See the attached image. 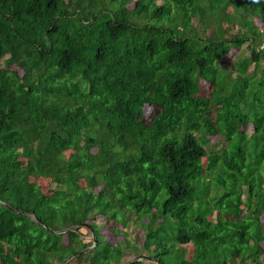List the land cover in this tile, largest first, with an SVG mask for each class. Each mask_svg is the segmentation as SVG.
Segmentation results:
<instances>
[{"label": "trees", "instance_id": "obj_1", "mask_svg": "<svg viewBox=\"0 0 264 264\" xmlns=\"http://www.w3.org/2000/svg\"><path fill=\"white\" fill-rule=\"evenodd\" d=\"M263 28L264 0H0V264H264Z\"/></svg>", "mask_w": 264, "mask_h": 264}, {"label": "rangeland", "instance_id": "obj_2", "mask_svg": "<svg viewBox=\"0 0 264 264\" xmlns=\"http://www.w3.org/2000/svg\"><path fill=\"white\" fill-rule=\"evenodd\" d=\"M255 23L257 24V26L259 27H263V23L261 20H255ZM264 29V28H263ZM237 32V29L234 28V30L231 31L230 34H236ZM229 36V35H228ZM247 52V50H246ZM244 53H245V50L242 49V50H236V49H233L230 54H228V56L226 57V59L224 60L223 64H228V62H230L236 55H239L241 57L244 56ZM8 59V56L0 61V69H3V68H7V64H6V60ZM11 69H17L19 72H20V75H23V71L20 69V68H17L16 66H12L10 67ZM230 69V68H229ZM202 90L207 93L209 90H210V87L208 85V83H205L203 82L202 83ZM160 108L159 107H156V106H146L144 108V116H143V119L144 121H151V119L157 115V113L159 112ZM249 132H252V129L250 128ZM211 144H216L218 142V138H212L211 139ZM222 148V146L220 147ZM70 153H66V155H69ZM204 164L205 166L207 165V162L206 160H204ZM31 181L38 187L40 188L43 193L50 197V195L52 194L53 192V189H54V184L52 183V181L50 179H47V178H34L32 177L31 178ZM82 185L84 186L85 183L82 182ZM217 215V213H215L214 215H212L210 217V219L212 220L213 218H215V216ZM104 218H98V224H101L102 222H104ZM262 221L264 223V216L262 217ZM109 229L110 227L105 225L103 228H102V234L105 236L106 240H109L112 244H116L120 241L123 240V237L122 236H117L113 233H110L109 232ZM83 232V236H85L86 238V241L89 242L90 240V237L87 233V230L83 229L82 230ZM130 233V238L132 239V241H136L137 239V234L140 235V243L138 244V248H140V244L144 241V236L143 234L137 229L135 230V228H132L128 231ZM194 252V249H193V246L192 245H189L188 246V253H189V257L193 254ZM145 252L143 250H137L135 252L133 251H129L127 253V255L125 256L124 258V263L126 264H130L136 257H139V256H142ZM56 264H59L56 262Z\"/></svg>", "mask_w": 264, "mask_h": 264}, {"label": "water", "instance_id": "obj_3", "mask_svg": "<svg viewBox=\"0 0 264 264\" xmlns=\"http://www.w3.org/2000/svg\"><path fill=\"white\" fill-rule=\"evenodd\" d=\"M38 225H40V222H37ZM70 231V230H69ZM64 232H67V231H61V232H58V233H64ZM88 250L84 251V252H81V253H85L87 252ZM80 253V254H81ZM73 257H75V255L71 256L66 262H68L69 260H71ZM145 259H150L146 256H139V257H136L130 264H134L135 262H138V261H142V260H145ZM65 262V263H66Z\"/></svg>", "mask_w": 264, "mask_h": 264}]
</instances>
